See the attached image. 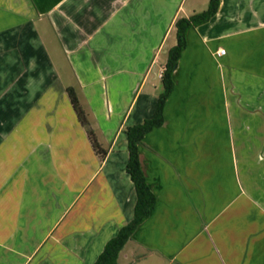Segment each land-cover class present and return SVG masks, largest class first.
<instances>
[{"label": "crops", "instance_id": "obj_1", "mask_svg": "<svg viewBox=\"0 0 264 264\" xmlns=\"http://www.w3.org/2000/svg\"><path fill=\"white\" fill-rule=\"evenodd\" d=\"M209 2L0 0V264H95L132 221L125 130L156 110L176 21ZM187 40L123 264H264V0H221Z\"/></svg>", "mask_w": 264, "mask_h": 264}, {"label": "trees", "instance_id": "obj_2", "mask_svg": "<svg viewBox=\"0 0 264 264\" xmlns=\"http://www.w3.org/2000/svg\"><path fill=\"white\" fill-rule=\"evenodd\" d=\"M221 0H210L207 10L196 13L188 18H179L175 23L176 45L172 47L167 55L165 71L161 78L163 91L158 97L157 107L152 118L143 123L128 127L125 130L128 139L129 161L126 167L137 194L134 217L132 221L124 225L118 235L112 238L105 246L95 264H119V258L138 227L149 217L157 203V197L151 190L140 160V148L143 145L146 135L155 129L161 128L165 123V107L168 99L175 90L174 73L178 68L179 61L188 46V33L190 30L210 22L218 13ZM69 97L74 105L82 125L87 129L95 149L100 156L106 155V150L97 144L94 130L88 119L86 111L80 105L76 91L68 88ZM127 264H133L132 262Z\"/></svg>", "mask_w": 264, "mask_h": 264}, {"label": "rangeland", "instance_id": "obj_3", "mask_svg": "<svg viewBox=\"0 0 264 264\" xmlns=\"http://www.w3.org/2000/svg\"><path fill=\"white\" fill-rule=\"evenodd\" d=\"M208 8V7H207ZM207 8H205V10H207ZM204 10V11H205ZM170 42H171V39H170ZM170 42H169V44H170ZM124 263V258H123V255L121 254L120 255V258H119V264H123Z\"/></svg>", "mask_w": 264, "mask_h": 264}, {"label": "built area", "instance_id": "obj_4", "mask_svg": "<svg viewBox=\"0 0 264 264\" xmlns=\"http://www.w3.org/2000/svg\"><path fill=\"white\" fill-rule=\"evenodd\" d=\"M164 71H165V69H164L163 72H162V76H163Z\"/></svg>", "mask_w": 264, "mask_h": 264}]
</instances>
